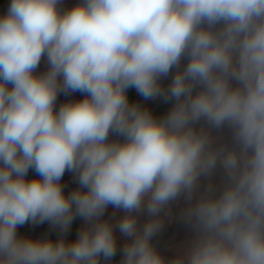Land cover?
<instances>
[{
  "label": "clouds",
  "instance_id": "9594fccd",
  "mask_svg": "<svg viewBox=\"0 0 264 264\" xmlns=\"http://www.w3.org/2000/svg\"><path fill=\"white\" fill-rule=\"evenodd\" d=\"M130 88L174 105L157 118ZM70 92L85 95L57 108ZM200 121L229 127L232 145ZM218 165L220 188L193 202ZM181 197L194 235L165 260L152 240ZM46 221L58 240L18 233ZM114 229L128 238L121 264H264V0H11L0 16V264H100Z\"/></svg>",
  "mask_w": 264,
  "mask_h": 264
},
{
  "label": "crops",
  "instance_id": "0c3cea01",
  "mask_svg": "<svg viewBox=\"0 0 264 264\" xmlns=\"http://www.w3.org/2000/svg\"><path fill=\"white\" fill-rule=\"evenodd\" d=\"M11 0H0V16H3L7 13L8 6L10 4ZM77 3L76 0H63V7L64 8H71ZM187 63V59H182L181 61V68H183ZM176 69H173L168 77L161 78V84L163 87H167L175 74ZM164 101L163 99L157 97V102L160 103ZM174 105V103H173ZM172 105V107H173ZM196 127L199 129L200 127H204L205 129L209 130L210 135L215 140V143L217 146L225 145V146H231L232 145V131L229 127L224 126L220 129H214L210 128L206 122L200 121ZM224 180V172L223 169L218 165L215 171L212 173L210 177H202L200 180V186L197 192L194 194L193 202L195 199L202 193L209 181L213 184V186L217 189L220 188ZM68 189H70V192L78 187V182L74 176L73 173L66 171L64 176L62 177L61 181ZM187 204V201L181 197L177 201H174L170 207H171V216H165L164 218V227L163 229L158 233L160 234L162 231H164L169 226L173 225L176 221H181L183 224L179 225L170 235L167 243L163 246L156 247V250L159 252V254L165 259V260H171L175 258L178 254L184 253L187 251L190 242L193 238V230L190 225L185 223L181 217H180V211L183 209ZM122 210L114 209L113 206L109 205L106 209L104 216L102 219L109 220L113 224L117 222L119 217L123 215ZM147 219L146 214H141L138 217V223L143 224L145 220ZM85 222L82 218H80L78 227L75 231L74 240L77 239L78 232L80 231L81 227L84 226ZM114 234L117 240V251L122 252V248L125 245L126 242H128V238L122 235L118 229H114ZM157 234V235H158ZM156 235V236H157ZM155 236V237H156ZM73 240V241H74ZM100 264H121V261H112V260H100Z\"/></svg>",
  "mask_w": 264,
  "mask_h": 264
},
{
  "label": "trees",
  "instance_id": "16d2710c",
  "mask_svg": "<svg viewBox=\"0 0 264 264\" xmlns=\"http://www.w3.org/2000/svg\"><path fill=\"white\" fill-rule=\"evenodd\" d=\"M76 1L78 2V0H76ZM127 94H128L129 102H130V100L137 99L139 101V104L142 105L143 102L145 101V99L142 96H140L136 92V90L134 88H130L128 90ZM171 102H172V100H169L167 102L165 101L164 104L160 105L157 108L156 112L153 115H156L157 118L163 117L164 115H166L168 113V110H169L170 106H171ZM36 176H37V173L34 170L30 169L29 172H28L27 178L28 179H32V178H34ZM64 191H65V194H68L65 188H64ZM80 218L81 217H79V216L74 218V220H73V222H72V224L70 226L69 231L67 232V234L64 237L67 241H73L74 240L75 231H76V229L78 227ZM181 224H183V222L176 221V222H174L173 225L169 226L164 231H162L160 234H158L156 237H154L153 240H152V243L155 246V248L158 247V246L165 245L167 243L170 235L172 234V232ZM52 228H53V226H52ZM43 230H44V228H43ZM59 232H60V230L58 232H56V233H59ZM102 259L104 260L103 257L100 258V260H102ZM122 259H123V254L120 253V252H116L115 256H113L110 260H119V261H121Z\"/></svg>",
  "mask_w": 264,
  "mask_h": 264
},
{
  "label": "rangeland",
  "instance_id": "374dc122",
  "mask_svg": "<svg viewBox=\"0 0 264 264\" xmlns=\"http://www.w3.org/2000/svg\"><path fill=\"white\" fill-rule=\"evenodd\" d=\"M47 68H48V64H47L46 58L42 57L41 63H40V65L36 71H37V73H42V72L47 71ZM84 95L85 94L81 93V92H70L68 95H64L63 93H61L57 98V105L56 106L58 108L59 105L62 103H65L68 101L81 100L84 98ZM164 103H165V101L158 103L157 98H155V99L145 100L141 106L148 108L152 112V114H154L156 112L157 108ZM173 103H174V101L172 100L171 106H170L168 112L171 110ZM115 138L116 137H114V136L110 137V139H115ZM64 188L66 189L67 193L70 192V189H68V187H66V185H64ZM44 225H45V222L42 224H36V225H33L32 223L29 222V223L19 227L18 233L20 235H24V236H29V235H32L34 233H41V234H44V236L46 237L45 230H43ZM53 228L56 232L59 231L58 227L53 226ZM120 253H122V252H120ZM112 261H119V260H112Z\"/></svg>",
  "mask_w": 264,
  "mask_h": 264
},
{
  "label": "water",
  "instance_id": "95a60500",
  "mask_svg": "<svg viewBox=\"0 0 264 264\" xmlns=\"http://www.w3.org/2000/svg\"><path fill=\"white\" fill-rule=\"evenodd\" d=\"M130 103H139V101L137 99H133V100H130ZM154 116L156 117V115ZM44 230L46 233V237L53 241L58 240L62 235L61 232L56 233L54 229L52 228V225L47 221L45 222Z\"/></svg>",
  "mask_w": 264,
  "mask_h": 264
},
{
  "label": "built area",
  "instance_id": "2783aa9c",
  "mask_svg": "<svg viewBox=\"0 0 264 264\" xmlns=\"http://www.w3.org/2000/svg\"><path fill=\"white\" fill-rule=\"evenodd\" d=\"M30 237L32 238H35V239H38V238H44V234H41V233H34L32 235H29Z\"/></svg>",
  "mask_w": 264,
  "mask_h": 264
}]
</instances>
